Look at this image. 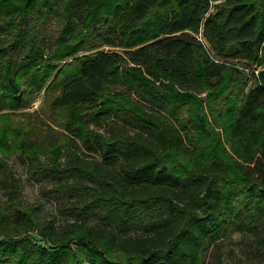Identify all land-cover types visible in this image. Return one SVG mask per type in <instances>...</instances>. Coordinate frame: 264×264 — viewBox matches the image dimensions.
Instances as JSON below:
<instances>
[{
	"label": "trees",
	"instance_id": "1",
	"mask_svg": "<svg viewBox=\"0 0 264 264\" xmlns=\"http://www.w3.org/2000/svg\"><path fill=\"white\" fill-rule=\"evenodd\" d=\"M45 86L46 122L0 114V264H264V0H0V110Z\"/></svg>",
	"mask_w": 264,
	"mask_h": 264
},
{
	"label": "rangeland",
	"instance_id": "2",
	"mask_svg": "<svg viewBox=\"0 0 264 264\" xmlns=\"http://www.w3.org/2000/svg\"><path fill=\"white\" fill-rule=\"evenodd\" d=\"M62 22V21H61ZM60 20L58 18H52L46 26V33H45V51H51L54 48V40L56 38V32L60 29ZM199 37H201L199 35ZM98 49H102L108 52L111 51H119L117 48H110V47H99ZM86 54V52H80L78 55ZM73 58H68L65 61L62 62V64L71 61ZM239 67L244 69L245 63L239 62ZM244 71L248 74L249 70L244 69ZM50 83V82H49ZM46 89V86L40 91L33 99V101L28 105L27 108L22 109H16V110H0V114L3 113H18V115L14 118V121L16 122L17 126L23 125L29 121V117L31 119L35 120H42L47 121L48 116V108H47V102L44 97V91ZM205 98V94L201 95ZM186 107H183L180 112L177 114V118L179 120H184L186 117ZM21 123V124H20ZM55 129L60 130L56 125L54 126L51 124ZM39 133L40 135H44V133H47L48 128L45 126V124H39ZM93 126L90 125L89 129H92ZM102 131V129L100 130ZM41 159L46 161V158L44 156H41ZM63 157L61 158V160ZM8 165L10 166L12 172L14 173L17 182L19 184V192L21 195L22 202L28 206H35L39 207L41 212L51 219H54L57 221V224H61L64 221H71L68 217H63L58 215L56 208L58 203L64 201V199L52 196L51 193H48L50 188L54 187L58 181L52 178H44L40 180L39 182H35L28 178L26 174V168L25 164L23 163L22 159L19 156L13 155L6 159ZM0 198L4 199V195L2 191L0 190ZM129 233L134 234L136 231L131 230ZM138 233V232H137ZM35 239L38 237L34 236ZM239 239V234L236 232H232L228 234L227 236L222 238L223 241V257L224 262L227 263L229 261V258L234 257L235 259L242 258V253L240 250V246L237 244ZM70 247L73 250L77 249L76 244H71Z\"/></svg>",
	"mask_w": 264,
	"mask_h": 264
},
{
	"label": "built area",
	"instance_id": "3",
	"mask_svg": "<svg viewBox=\"0 0 264 264\" xmlns=\"http://www.w3.org/2000/svg\"><path fill=\"white\" fill-rule=\"evenodd\" d=\"M216 62H218V60L215 59Z\"/></svg>",
	"mask_w": 264,
	"mask_h": 264
}]
</instances>
